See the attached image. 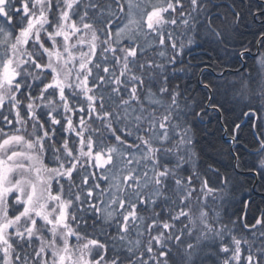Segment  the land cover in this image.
<instances>
[{
	"label": "snow or ice",
	"instance_id": "snow-or-ice-1",
	"mask_svg": "<svg viewBox=\"0 0 264 264\" xmlns=\"http://www.w3.org/2000/svg\"><path fill=\"white\" fill-rule=\"evenodd\" d=\"M0 264H264V0H0Z\"/></svg>",
	"mask_w": 264,
	"mask_h": 264
},
{
	"label": "trees",
	"instance_id": "trees-1",
	"mask_svg": "<svg viewBox=\"0 0 264 264\" xmlns=\"http://www.w3.org/2000/svg\"><path fill=\"white\" fill-rule=\"evenodd\" d=\"M197 54H200V53H199V50H197ZM205 58H206V57H205Z\"/></svg>",
	"mask_w": 264,
	"mask_h": 264
}]
</instances>
